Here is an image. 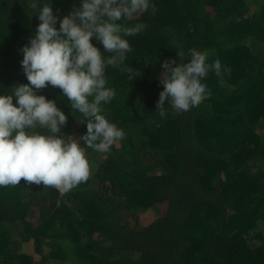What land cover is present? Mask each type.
I'll use <instances>...</instances> for the list:
<instances>
[{"label": "trees", "instance_id": "trees-1", "mask_svg": "<svg viewBox=\"0 0 264 264\" xmlns=\"http://www.w3.org/2000/svg\"><path fill=\"white\" fill-rule=\"evenodd\" d=\"M31 2L0 0V95L28 83L21 49L40 23ZM36 2L62 19L82 0ZM150 2L154 14L124 21L147 25L126 37L125 64L140 75L105 72L116 95L102 114L125 138L100 157L87 148L97 156L90 178L65 194L23 179L0 186V264H264V50H254L264 45V0L257 9L250 0ZM181 47L212 51L208 62L231 72L208 74L212 95L199 107L175 113L166 102L161 118L162 64L179 62ZM37 94L67 115L60 135L86 134L61 89Z\"/></svg>", "mask_w": 264, "mask_h": 264}, {"label": "clouds", "instance_id": "clouds-1", "mask_svg": "<svg viewBox=\"0 0 264 264\" xmlns=\"http://www.w3.org/2000/svg\"><path fill=\"white\" fill-rule=\"evenodd\" d=\"M28 7L38 14L40 23L21 49L28 83L14 85L11 94L0 95V186H15L23 179L65 194L90 178L87 148L106 153L125 138L124 130L102 114V104L116 95L106 87L105 72L112 66L128 73L129 80L140 75L125 64L126 53L131 51L126 37L144 31L147 25L124 21L150 8L154 14L156 8L150 0H82L61 19L51 4L40 6L32 0ZM105 52L111 55L105 57ZM212 54L196 48L185 52L181 47L179 62L175 58L163 62V91L156 106L161 118L167 115L166 102L175 113L199 107L212 95L204 82L208 74L223 77L231 72L219 58L208 62ZM49 85L61 89L72 111L83 115L86 134L79 138L60 135L67 115L55 100L37 94Z\"/></svg>", "mask_w": 264, "mask_h": 264}, {"label": "rangeland", "instance_id": "rangeland-1", "mask_svg": "<svg viewBox=\"0 0 264 264\" xmlns=\"http://www.w3.org/2000/svg\"><path fill=\"white\" fill-rule=\"evenodd\" d=\"M251 1V7H252V9H257L258 7H259V5L260 4H258V2H259V0H250ZM254 50L255 51H258V52H260L261 53V51L262 50H264V45H262V46H260L258 43L257 44H255V46H254ZM257 130L259 131V132H261V131H264L263 130V127L262 126H257ZM81 136H83L82 134H77V135H75V136H73L74 138H79V137H81ZM80 142H82V140L80 141ZM96 155H101V153L100 152H97L96 153ZM94 156L93 157V159H92V155L90 156L91 158L89 159L90 160V163H91V168H93L94 169V166H95V164H96V161H97V156ZM100 157V156H99ZM97 165H98V163H97ZM97 165H96V167H97ZM145 214V213H144ZM147 215V214H146ZM145 215V216H146ZM135 216H139V215H135ZM144 216V217H145ZM144 217H142V218H144ZM145 219H146V221H148V216H146L145 217ZM260 229H262L263 230V233H264V227L262 228V226H260ZM256 242V241H255ZM21 249L23 250V252H25V253H29V254H31L36 260H39V255L35 252V250H34V245L32 244V242L31 243H22L21 244ZM21 249H19L20 251H22Z\"/></svg>", "mask_w": 264, "mask_h": 264}]
</instances>
